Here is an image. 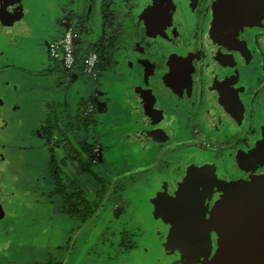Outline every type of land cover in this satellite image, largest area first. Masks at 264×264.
I'll list each match as a JSON object with an SVG mask.
<instances>
[{"label": "flooded vegetation", "instance_id": "obj_1", "mask_svg": "<svg viewBox=\"0 0 264 264\" xmlns=\"http://www.w3.org/2000/svg\"><path fill=\"white\" fill-rule=\"evenodd\" d=\"M89 3H92L93 11H90L91 13L87 16L83 14L85 18H77L78 25L69 17L70 12L67 13L70 4L68 0H2L0 2V36L7 39L5 43L1 39L0 43L11 50L12 61L0 63V105L5 103L6 98L18 95L19 89L26 87L20 86L18 77L21 73L25 77L37 76L40 79L45 77L52 81L47 88L45 84L39 87L45 90L53 100L48 106L54 108L58 104L60 113L63 110L60 105L61 100L71 96L68 93L70 88H80L78 85L81 83L80 80H86L89 84L102 82L103 89L110 92L112 89L117 92L111 95V100L123 106L122 93L127 91H120L121 83H125L124 71L127 72L129 63L139 67L140 61L144 64L148 62L153 68L152 76L157 73L160 77H168L167 83L170 88L168 87L169 91L164 92L167 93L165 97L170 93L171 88H173L172 91L177 89V92L183 93L184 96L188 94L190 97H195L194 102H198V107L201 109L197 111L196 125L189 138L181 137L180 130L173 129L167 130L170 134L166 135L164 129H167L169 118L175 120L179 128L180 118L178 114L170 113L169 109L164 108L165 103L169 101H166L167 98L163 100L162 97L155 95L156 91L150 80L148 84L140 88L138 98L130 100L131 105H137L134 117L135 120H139L138 124H141L132 137L146 144L156 141L157 146L166 145L172 141L176 145L175 152L179 148H187L188 145L190 151L184 158L174 153L167 159H171L168 162L174 165V171L186 169L187 165L188 167L191 165V172L195 170L205 172L212 202L220 203L222 217L225 214L228 216V224L225 227L227 228L225 234H228L225 236L228 238L222 239L227 241L223 244L222 251L232 263L226 260L224 264H264V192H262L264 189H259L260 182L264 187V130H262L264 127V0H123L121 4L126 13L123 15L121 25L124 26L125 32L123 36L114 38L109 34L110 24L105 20L106 17L101 18L99 13L94 14L96 1L89 0ZM139 6L142 10L143 6H147L148 9H145V12L143 10L141 15L150 19L151 33L155 31L154 33L143 34V31L138 32V29L134 27V22L138 20L136 9ZM144 24L147 23L143 22ZM77 25L80 28L75 27ZM119 26L117 25L118 28ZM71 28L78 35L76 54L79 60L75 68L68 69L59 59L52 57L50 47ZM41 31L44 34L43 39L38 35ZM141 32L143 34L141 40H134L133 34L139 37ZM50 33L56 34V37L49 38ZM119 43L124 47H119ZM23 45L28 47V50L42 51L44 61L39 64L35 72L28 69L18 57ZM93 51L98 53L100 59L96 76L85 73L81 63V59ZM26 58L30 61L27 56ZM108 71L110 75L105 78ZM135 73L141 75L139 72L135 71ZM135 73L132 74L136 75ZM57 74L60 75L61 81L56 82ZM30 81L27 82L30 83ZM110 81L114 82L111 89L108 85ZM119 84L120 88H117ZM36 87L32 86L33 89ZM62 92H66V95L61 96ZM169 95L173 100L183 101L172 92ZM81 101L86 102L83 99ZM6 102L9 103V113L15 112L14 108L26 109L23 104L14 100L10 99ZM81 104L78 103L80 105L78 120L70 121L66 125L73 136L78 138L79 143L78 132L89 124L88 120L91 116L99 112L98 105L94 104L95 113L89 114L87 110L93 108V103H88L87 108L81 113ZM113 108L115 109L110 112L117 109L116 106ZM128 112V109L124 108L119 119L124 118ZM61 116L62 114H59L58 117L52 118L53 115H51L45 123L43 122L40 139L42 138L43 148L50 153L47 163L51 166L52 160L62 175L58 178L61 186L54 192L59 193L68 189V197L59 194L62 198L61 207L69 208L67 212L64 210L66 216L68 215L73 221L88 222L97 214L89 212L94 211L97 203H100L101 207L105 206L106 202L115 200V198L111 199V191H116L117 186L125 188V182L123 185H117L113 181L109 183L105 177L94 170V166L101 164L102 159L106 158L109 152L117 150V143L111 141L110 134L106 140H103L109 150L95 148L91 151L90 157L85 160L83 154L74 146L67 129L62 125ZM9 117L13 122L11 115ZM108 118L107 116L106 121ZM11 122H8L9 127L12 125ZM51 122H54L57 128L52 131L53 134L44 136V130L53 125ZM199 127L202 130H199ZM0 146L10 151L8 145L0 144ZM70 149H75V154H72ZM63 150H65L64 154H62ZM161 151L160 158L166 160L164 151ZM189 158L191 161L188 160ZM149 168L153 169L151 166ZM11 169L7 174L13 182L8 185H14L21 191L28 189L29 203L33 210L27 209V211L34 213L35 199L39 196V192H35L40 187L36 185L37 191H35L33 181H41L45 177L42 175L38 176L39 179L36 177V180H26L18 173L22 169H16L15 166ZM79 171H84V174L88 176L87 181L82 179V175L81 182L73 179ZM15 172L18 173V179L13 176ZM128 178V182H132L134 178L137 179L132 186H129V193L133 189L136 191V186L143 181V177L139 174L137 177L133 174ZM257 178L260 180L256 183L258 184L256 188L251 185V189L246 187V190L241 192L243 183L251 180L255 182ZM1 182L0 178V191L9 190V186L3 188ZM93 182L101 185L96 192V198L88 196L89 189L94 191ZM44 188L45 192L46 187ZM118 191L121 195V189ZM97 197H103L101 202ZM234 197L237 199L241 213L237 211L236 214L232 211L233 214L229 216L226 205L229 202L232 205ZM8 198L0 194V237L9 235V231L13 229L10 225L20 221L16 220L19 215H4L3 209ZM116 199L120 201V198ZM85 209L90 216L83 219L82 210ZM130 217L134 220L135 215L132 213ZM216 217L213 218L214 222L217 219L220 220ZM37 221L39 220L36 219L35 222L32 220L34 229H38ZM215 227L220 230L217 225ZM220 234V231L209 234L210 252L213 257L217 245L221 242ZM76 241L82 242L79 237ZM45 245L47 246V243ZM59 246L63 247L61 243ZM70 249L71 246L69 249L65 248L60 255L59 251L57 252L61 258L58 264L67 262L70 264L72 257ZM127 253L130 254L131 250L129 252L127 250L121 256ZM85 255H88L87 252L83 253L82 257L75 256L72 264L77 260L76 258L79 260ZM78 260L74 263L80 264ZM213 260L210 257L209 263Z\"/></svg>", "mask_w": 264, "mask_h": 264}, {"label": "rangeland", "instance_id": "obj_2", "mask_svg": "<svg viewBox=\"0 0 264 264\" xmlns=\"http://www.w3.org/2000/svg\"><path fill=\"white\" fill-rule=\"evenodd\" d=\"M94 1H96L94 14L99 13L101 18L105 16V20L109 21V34L113 38L123 36L125 29L121 22H123L124 13H126L124 6L121 4L123 0ZM68 2L70 4L67 13L70 12L69 17L74 23H77V18H85L84 15L87 16L91 13L90 11H93L91 10L92 3H89V0H68ZM145 9H148L147 6H143L144 11L140 6L136 9L138 20L134 22V27L138 29V32L143 31V34H150L152 30L150 19L141 15V12H145ZM143 22L147 24L143 25ZM77 24L79 25V23ZM78 25L75 27L80 28ZM117 25H120L119 28ZM143 34L142 32L139 33V37L133 34L134 40H141ZM1 39L4 43L7 40L0 36ZM118 46L124 47L121 43ZM24 55L30 59L32 70H36L38 64H42V61H44V56L40 50H26ZM10 56L11 50L0 43V63L11 61ZM20 60L25 63L28 62L27 58ZM127 69V72L124 71L125 83H121L122 88H120V84L117 86L120 91L127 90L122 93L121 102H124L123 106L118 105L110 98L111 95L117 93L111 89L114 82H108L110 92L103 89L102 82L89 84L86 80H80L79 89L74 87L69 89L68 93L72 96V100H70L71 96L64 97L65 100H61L62 113H60L58 104L54 108L48 106V104H52L53 100L45 90L43 91L39 87L41 82H37L38 77H25L19 73L20 86L26 87H23L22 90L19 89L18 95L10 96L6 100L10 101L11 99L23 104L26 109H21L17 104L19 110L14 108L15 112L10 111L9 113V103L6 100H4L5 103L0 105V144H6L10 147V151H8L7 148L0 146L1 183L3 188L9 186V190L0 191L1 195L9 197L8 201L5 202L3 212L6 216L19 215L20 218H16L20 221H15L10 225V228L13 229L9 231V235L0 237V264H58L61 259L59 255L65 251V248L69 249L70 246L69 252L72 253L70 264H72L75 256L82 257L85 252L88 255L79 258V260L76 258L80 261V264H224L226 260L230 261L229 257H225L222 251L223 244L227 243L226 240L222 241V239L224 237L228 238V236H225L228 235L225 234L227 233L225 227L228 224V216L225 214L222 217L220 203L215 204L212 202L211 193H209L210 190L205 180V172L201 170L191 172V165H189L190 167L187 165L186 169L182 168L174 171V165L168 162L171 159L167 158L174 153L184 158L185 154L190 151V147L188 148L187 145V148H179L175 152L176 145L172 141L166 145L157 146L156 141H150L146 144L132 137V134L139 130L141 124H138L139 120H135L134 117L137 105H131L130 100L138 98L140 88L144 84H148L150 80L156 91L155 95L162 97L163 100L167 98L166 101H169L165 103L164 108L169 109L170 113L178 114L180 118V128L175 120L169 118L167 129H164L166 135L170 134L167 133V130L173 129L175 131L180 130L181 137L189 138L196 125L197 111L201 109V107H198L199 103L194 102L195 97L193 96L190 97L188 94L184 96L183 93H178L176 88L174 91L171 88L169 94L172 92L183 101L173 100L169 94L165 97L167 93L164 92L169 91L170 88L167 83L168 77H160L157 73L152 76L153 68L148 62L144 64L140 61L139 67L129 63ZM13 70L16 69L13 68ZM135 71L141 75L135 73ZM109 75L110 72L108 71L105 78ZM55 78L57 79L56 82L62 80L59 74ZM31 84L37 85V87L35 86L36 88L33 89ZM81 99L93 103V108L87 110L89 114L94 115V104L98 105L99 112L94 116H88V118L90 117L89 124L77 134L80 139L79 143L78 138L73 136L66 125L77 119L78 108L80 107L78 103L83 102ZM114 106L117 109L110 112L115 109ZM123 107L128 109L129 112L124 118L119 119ZM59 114H62V125L67 129L74 146L78 149L77 151L83 154L85 160L90 157L91 151L95 148L109 150L103 140H106L110 134L111 141L117 143V150L109 152L107 157L102 159L101 164L94 166V170L105 177L109 183L113 181L117 185H123V182H125V188L117 186L116 191H111V199L115 198V200L106 202L105 206L101 207V204L97 203L94 206V211H89L94 215L97 214L88 222L73 221L68 215L66 216L65 211L68 208L67 206L64 209L61 207L62 198L58 192H54L61 186L58 178L62 175L52 160L50 161L51 166L47 163L50 153L42 146L40 130L43 122L45 123L49 116L53 115L52 118H55ZM10 115L13 122H11ZM107 116L109 118L106 121ZM9 121L12 124L10 127ZM53 123L51 122V124ZM52 126L44 130V136L51 134ZM198 129L202 130L201 127ZM262 130H264V127ZM65 150L62 154L65 153ZM161 150L164 151L166 160L160 158ZM69 151L75 154V149ZM192 153L193 151H191V155ZM191 158L188 160L191 161ZM14 166L16 169H22L18 173L26 180H36V177L42 175L45 177L41 181H33V183L35 182V191H37L36 185L40 187L35 192H39V196L35 199L34 213H28L27 211V209L29 211L32 209V205L29 203L28 189L21 191L16 189L14 185H8L13 182V179H9L7 173ZM150 166L153 169L149 168ZM130 170H132V173L128 172ZM18 173L13 174L14 178L18 179ZM122 174L124 175L120 176ZM133 174H135V177L139 174L140 177H143V181L136 186V191L133 189L129 193V186L137 181L134 178L132 182H128V176ZM81 175L82 179L87 181L88 176L84 174V171H79V174L74 175L73 179L81 182ZM259 180L257 178L254 180L255 182L251 180L243 183L240 190H246V187L251 189V185L256 188L258 185L256 183ZM93 185L94 191L89 189L88 192L90 198L96 196V192L101 186L97 182H93ZM89 186L92 187V185ZM44 187H46L45 192L43 191ZM120 189L122 191L121 195L118 191ZM259 189H264L262 182H260ZM97 198H99V202L103 199V197ZM116 198H120V201L118 202ZM236 201L237 199L234 197L231 202L232 205H230V202L226 205L229 216L233 214L232 211L241 213ZM98 205L99 207H97ZM132 213L135 215L134 220L130 217ZM215 217H219L220 220L217 219L214 222L213 218L215 219ZM135 218H137V221H135ZM36 219L39 220L36 222L38 229H34L32 222V220L35 222ZM216 231L221 232V242L217 245L213 257L210 252L209 234ZM77 234L78 236H76ZM78 237L82 242L76 241ZM59 243L65 247L64 250L63 247H58ZM127 250L128 252L131 250V253L121 256ZM190 257L194 258L191 259ZM210 257L214 259L211 263H209ZM186 259L191 260L186 261ZM77 260L74 262L77 263ZM74 262L73 264H75ZM230 262L232 263V261Z\"/></svg>", "mask_w": 264, "mask_h": 264}, {"label": "built area", "instance_id": "obj_3", "mask_svg": "<svg viewBox=\"0 0 264 264\" xmlns=\"http://www.w3.org/2000/svg\"><path fill=\"white\" fill-rule=\"evenodd\" d=\"M77 34L71 28L62 38L55 40L50 47L53 58L59 59L66 68L73 69L78 63L76 54ZM83 59V71L92 76H96L99 71L100 59L96 51L90 52Z\"/></svg>", "mask_w": 264, "mask_h": 264}, {"label": "crops", "instance_id": "obj_4", "mask_svg": "<svg viewBox=\"0 0 264 264\" xmlns=\"http://www.w3.org/2000/svg\"><path fill=\"white\" fill-rule=\"evenodd\" d=\"M41 34H38L39 35V37L41 38V39H43L44 38V34L42 33V31L40 32ZM53 37H56V34H54V33H50V35H49V38H53ZM45 40V39H44ZM46 40H47V38H46ZM45 40V41H46ZM25 49H27L28 50V47H25L24 45L21 47V49L19 50V56L18 57H20V59H22V58H26V56L24 55L25 53H26V50ZM38 50H40V49H38ZM21 51V52H20ZM40 52L42 53V51L40 50ZM24 64H26L27 66V68L28 69H30L31 71H33V72H35V71H37V69L36 70H32L31 68H30V61H28V62H23ZM37 68H39V64H38V67ZM34 77H37V76H34ZM41 82V85L40 86H42L43 87V84H45L46 86V88H47V86L48 85H51V83H52V81H49V79L47 80V78H43V77H41V79L38 77V80H37V82ZM40 84V83H39ZM32 86H37V85H34V84H32ZM39 86V85H38ZM85 86V85H84ZM83 86V87H84ZM44 87V88H45ZM65 96L66 95V92L64 93V92H62L61 93V96Z\"/></svg>", "mask_w": 264, "mask_h": 264}, {"label": "trees", "instance_id": "obj_5", "mask_svg": "<svg viewBox=\"0 0 264 264\" xmlns=\"http://www.w3.org/2000/svg\"><path fill=\"white\" fill-rule=\"evenodd\" d=\"M83 62H84L83 59H81V63H82V64H83ZM87 104H88V103L85 102V101L82 102V104H81L82 107H81V108H82L83 110L81 109V113H83L84 109L87 108V106H88ZM81 115H82V114H81ZM80 120H81V119L79 118V121H80ZM53 125H54V126L51 127L52 131H53L55 128H57L55 124H53ZM51 134H53V132H51ZM59 194H62L63 196L68 197V189H65V190H63V191H61V192L59 191ZM68 209H69V208H68ZM68 209L66 210V212L68 211ZM69 212H70V211H69ZM82 215H83V217H84L83 219L89 218V216H90V214L87 213V210H86V209H85V210H82Z\"/></svg>", "mask_w": 264, "mask_h": 264}, {"label": "water", "instance_id": "obj_6", "mask_svg": "<svg viewBox=\"0 0 264 264\" xmlns=\"http://www.w3.org/2000/svg\"><path fill=\"white\" fill-rule=\"evenodd\" d=\"M242 192V191H241ZM262 192H264V191H262ZM259 199H261V197H259ZM250 201H248V203H249ZM250 204H251V202H250ZM258 207V206H257Z\"/></svg>", "mask_w": 264, "mask_h": 264}]
</instances>
